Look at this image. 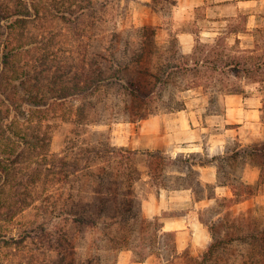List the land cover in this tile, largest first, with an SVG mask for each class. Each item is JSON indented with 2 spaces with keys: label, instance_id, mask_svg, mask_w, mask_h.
Masks as SVG:
<instances>
[{
  "label": "rangeland",
  "instance_id": "1",
  "mask_svg": "<svg viewBox=\"0 0 264 264\" xmlns=\"http://www.w3.org/2000/svg\"><path fill=\"white\" fill-rule=\"evenodd\" d=\"M7 1L14 2L0 0ZM159 1L165 4L163 8L156 9L153 0H49L51 13L31 24L29 35L35 43L19 56L22 72L28 73L22 74V77L27 76L26 84L17 96L29 99L41 88L46 98L59 101L62 96H69V99L56 103L42 125L34 123L29 125L30 129L28 126L15 127L16 131H22L17 132L16 140H22L24 134L34 139L36 129L41 127L47 132L50 163L48 168L43 167L35 174L32 181L35 184L28 189V194L35 197L32 205L17 209L11 222L7 223L6 218L0 220L2 232L8 231L9 235L12 233L19 238L31 224H40L41 209L49 198L53 201L71 193L86 194L88 187L83 183L102 176L104 182H111H105L104 188L96 186L90 192L102 191L110 200L111 210L116 211L123 204L132 206L134 215L140 218L154 219L156 208L152 209V204L161 206L166 194L168 201L172 199V210L166 215L182 214L184 207H195L199 202L198 211L206 226L228 216L234 220L235 216L252 208L257 216L264 213L263 202L241 209L237 207L241 198L232 203L203 201L212 194L213 188L198 190V172L191 164L168 162L164 168L156 167V174L150 176L146 152L134 150L144 120L185 109L186 103H191L198 93L208 95L211 108L216 111L224 95L252 93L255 87L264 91V0H233L236 4L224 11L209 8L224 0H208L197 10L180 7V0ZM63 14L67 19H63ZM196 18L200 24H196ZM145 27L155 32V44H141L139 32ZM203 29L217 34L204 37L201 35ZM185 31H190L195 38L194 49L188 55L182 52L178 39ZM113 53L120 60L117 63L136 69L137 77L153 82L152 89L148 90L150 93H146V101L131 97L125 79V82L115 79L99 83L85 94L79 89L76 96L70 97L74 85L78 84L77 90L81 88L92 72L87 65L89 58L97 57L98 66L102 70L110 69L108 74H111L117 63L106 66L100 57ZM238 58L250 61L252 68L248 73L232 66ZM177 66L183 70L178 71L174 68ZM99 80L101 78L96 76V83ZM119 148L138 153L130 160L132 168L124 170L133 173L130 186L128 182L121 186L111 184L118 166L125 164L121 156L110 158V152ZM38 152L44 153L45 149L39 148ZM62 158L68 165L61 164ZM175 158L177 161L193 159L183 154ZM246 166L236 164L235 175L241 174ZM20 175H24L23 171ZM10 187L7 186V193ZM184 188L193 190V201L183 193ZM99 198L91 204L85 199L75 210L99 212L101 193ZM165 214L163 216L167 217ZM163 216L156 217L162 219ZM48 232V240L30 238L11 247L1 244L0 264H52L65 257L81 259V264H88L90 257L97 261L96 264L103 258L104 262L117 259L115 264H162L170 255L163 252L162 258L154 254L153 249L96 251L92 243L101 240L102 234H92L69 219L55 220ZM142 234L138 229L131 240L141 239ZM222 234L217 226L215 236ZM212 237L209 229V240H182L178 251L199 257L212 242ZM145 254L148 258L140 262L139 257ZM185 258L173 264H185Z\"/></svg>",
  "mask_w": 264,
  "mask_h": 264
},
{
  "label": "trees",
  "instance_id": "2",
  "mask_svg": "<svg viewBox=\"0 0 264 264\" xmlns=\"http://www.w3.org/2000/svg\"><path fill=\"white\" fill-rule=\"evenodd\" d=\"M48 2L49 0L0 2V220L6 218L7 223L13 220V215L17 209L20 210L32 205L31 203L35 197L28 194V189L31 188V184H35L32 182L35 179V174L41 172L43 167L48 168L46 166L50 163L48 162L50 161V155L46 149L50 144L47 132L43 131L41 127L39 130L36 129L38 132L34 135V139L28 138V134H24L22 140H16L17 136L15 135L17 132L22 131H16L15 127L28 126L27 128L30 129V126H33L34 123L42 125L44 120L48 119L49 112L56 103H59V101L67 102L69 99V96H62L59 101L46 98L44 96L45 92L41 88L38 89L37 95L31 96L29 99L17 96L18 91L22 90V87L26 84L27 76L22 77V74L27 75L28 73V71L22 72L23 70L18 64L19 56L29 45L35 43L32 42L33 38H30L29 35L31 24L43 20L53 10H51ZM153 4L156 9L165 6L159 0H153ZM63 19H67L66 14H63ZM149 31L147 27L140 30L142 45L155 44L153 38L155 32ZM102 55L100 59L106 63V66L110 65L112 67L113 64L117 63L116 61L120 62L116 55L114 56V53L111 56ZM88 61L87 65H89L92 72L88 74L85 79L86 83L81 85V88L77 90L78 84L74 85L70 97L76 96L75 93L79 92V89H81V93L85 94L89 93L95 86L97 87L99 83L112 82L115 79L122 82L125 79L131 97L146 101L148 95L146 93H150L148 90L152 89L153 82H146L147 78L144 81L137 77L136 69L117 63V66L114 65L117 68H114L112 73L108 74L111 70H102L98 66L97 57L91 56ZM232 66L235 67V70L246 73L252 68L250 61L244 58H238ZM174 68L178 71L182 69L179 66ZM96 76L98 79L101 78L97 83ZM23 119L24 121H21ZM39 148L45 149V152H38ZM110 154H112L110 158L121 156L125 159V164L118 166L111 184L121 186L128 182L129 186L132 185L133 173L124 170L132 168L130 160L138 155L137 151L119 148L113 149ZM145 155L149 158L147 164L152 173H150V176L153 173L156 174V167L164 168L168 162L172 163L173 161L176 163L182 162L186 165L217 163L219 171L217 186H231L235 192V198L222 199L227 203L235 202L243 196L242 191L237 190V184L241 181L240 174L235 175L234 168L236 164L239 166L250 162L254 163L262 169L264 174V144H236L232 150H228L224 155L212 159L193 157V159L189 158L182 161H179V159L177 161L176 158L174 159L161 152H146ZM59 161L62 165H68V162H65L63 158ZM26 166L28 167L26 168ZM19 171L20 173L23 171L24 175H20ZM102 177H92V179H88L83 183L88 187L86 194L71 193L66 198L59 197L58 201H52V197L49 198L46 205L44 204L41 209L40 224H31L30 228H26L23 232L25 235L21 233L19 238H16L12 233L9 235L8 231L2 232L3 230L0 229V245L11 247L23 244L30 238L48 240L50 225L55 220L69 219L71 222L85 227L92 234H102L101 240L92 243V248L96 251L109 250V253H113V250L116 251L122 248L128 250L153 249V253L161 255L162 258L165 255L163 252L166 254L169 252L170 255H167L169 259L162 264H169V262L173 264L182 257H186L185 264H264V213L257 216L253 213L255 209L252 208L249 212H242L235 216L234 220L228 216L227 218H221L212 225L207 224L213 235L212 242L199 257L191 256L189 253L184 255L178 251L176 234L164 230L162 219L159 217L152 220L140 218L139 215H134L133 207L126 204L118 207L116 211L111 210L108 206L110 200L104 196L105 194H102V191L98 190V194H96V191L91 193L90 190L94 187L101 186L104 188L106 183L111 182L105 181V183ZM8 185L11 186L9 193H7ZM197 187L198 190L208 187L214 190L216 186H205L200 180H197ZM243 187L250 192L246 185L243 184ZM100 193L102 199L99 212L90 210V212L82 213L80 210H75V207L80 203H85V199L86 203H95L96 200L100 199ZM208 196L212 197L211 194ZM59 203L61 206H58ZM217 226H220L222 235L215 236ZM138 229L143 233L142 238L135 241L131 240L132 235ZM147 258L148 256L145 254V256L139 257V261L144 262ZM104 259L99 260L97 264H115L117 261L115 259L104 262ZM87 262L88 264H96L97 261L95 262V259L90 257ZM81 263H83L81 259H67V257L52 262V264Z\"/></svg>",
  "mask_w": 264,
  "mask_h": 264
},
{
  "label": "crops",
  "instance_id": "3",
  "mask_svg": "<svg viewBox=\"0 0 264 264\" xmlns=\"http://www.w3.org/2000/svg\"><path fill=\"white\" fill-rule=\"evenodd\" d=\"M207 1L180 0L179 3L184 9L197 10L206 5ZM235 4L233 0H224L210 5L209 8L224 11ZM198 20L196 18V24H200ZM207 30L203 29L201 35L209 37L217 34ZM178 39L182 52L185 55L192 53L195 42L193 34L185 31L178 35ZM219 102L220 108L218 105L214 111L209 96L198 93L191 103H186L185 109L144 120L134 150L161 152L172 158L183 154L198 159H212L230 151L232 145L264 144V91L261 88L255 87L252 93L227 94L222 96ZM246 165L240 174L241 182L237 184V190L243 193L241 201L237 204L241 209L264 203L262 169L251 162ZM193 166L196 167L198 180L202 184L216 186L211 194L212 197L206 196L201 200L218 202L224 198H235L231 186H217L219 176L217 163ZM243 184L250 189V192L246 191ZM182 191L193 201L195 194L192 189L184 188ZM168 199L166 194L161 206L152 204V209L156 208L155 217H162L170 209L172 210L170 204L172 199L169 201ZM198 204L199 202L195 207H184L185 212L182 214L175 216L165 214L167 217L162 218L164 230L176 234L178 250L182 240H209V229L201 219Z\"/></svg>",
  "mask_w": 264,
  "mask_h": 264
}]
</instances>
